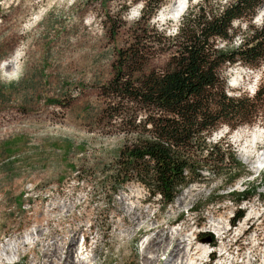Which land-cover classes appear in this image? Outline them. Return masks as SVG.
<instances>
[{
	"label": "rangeland",
	"instance_id": "rangeland-1",
	"mask_svg": "<svg viewBox=\"0 0 264 264\" xmlns=\"http://www.w3.org/2000/svg\"><path fill=\"white\" fill-rule=\"evenodd\" d=\"M173 1L165 0L150 18L158 33L172 34L187 8L200 2L185 0L183 14L161 16ZM141 7L134 0H0V264H43L38 262L43 247L53 239L33 245L40 225L45 234L66 232L63 246L74 237L77 249L81 244L86 248L84 256L90 261L86 264H144L141 254L149 233L137 232L138 227L126 233L117 227L124 214L121 207L129 212L134 205L147 211L153 225L180 229L182 235L193 232L191 248L198 243L206 247L200 264H264L262 200L254 195L237 205L229 195L250 185L264 194V165L255 168L264 155L260 120L232 130L222 125L209 137L211 142L219 140L223 149L224 142L231 146L248 172L228 186L227 175L214 176L205 169V181L188 185L168 203L150 199L136 182L115 192L103 187L102 170L117 155L123 134L106 120L108 114L102 116L108 99L101 86L111 78V63L129 42ZM107 13L115 26L119 17L124 23L112 36L107 28L111 22H104ZM263 17L264 4L251 22L259 25ZM155 39L154 31L147 33L145 46L151 52L143 72L162 69L169 58L168 52L159 53ZM237 42L235 37L233 44ZM262 75L261 70L233 64L224 72L227 92L252 94ZM252 137L255 142L246 158ZM222 166H229L227 159ZM237 209L243 216L232 222ZM217 221L226 225L227 233L220 237ZM77 227L81 230L73 235ZM20 242L29 244L19 246L17 254L7 256L3 251H13ZM222 244L230 254L221 258ZM166 255L160 254L153 264H163ZM76 259L68 254L55 264Z\"/></svg>",
	"mask_w": 264,
	"mask_h": 264
},
{
	"label": "trees",
	"instance_id": "trees-1",
	"mask_svg": "<svg viewBox=\"0 0 264 264\" xmlns=\"http://www.w3.org/2000/svg\"><path fill=\"white\" fill-rule=\"evenodd\" d=\"M134 1L141 2L140 15L129 42L116 52L111 78L101 86L108 99L102 116L108 114L106 120L123 134L117 155L102 170L103 187L115 192L136 182L150 199L168 203L188 185L205 181V169L214 176L227 175L226 185L232 184L248 172L231 146L224 142L223 149L209 137L222 125L231 130L257 120L264 125V17L259 25L251 22L264 0H200L187 8L172 34L158 33L150 23L165 0ZM105 15L104 22H111ZM117 22L107 27L110 36L124 25L120 17ZM152 31L159 53L168 52L169 58L162 69L143 72L151 52L146 37ZM236 63L261 70L252 94L227 92L224 72ZM224 159L228 167L222 166ZM229 195L237 205L257 195L264 207V194L256 185ZM233 216L236 221L243 211L237 209Z\"/></svg>",
	"mask_w": 264,
	"mask_h": 264
},
{
	"label": "bare ground",
	"instance_id": "bare-ground-1",
	"mask_svg": "<svg viewBox=\"0 0 264 264\" xmlns=\"http://www.w3.org/2000/svg\"><path fill=\"white\" fill-rule=\"evenodd\" d=\"M186 8V1L185 0H174L166 9V11L163 13L161 12V16H168V17H178L185 11ZM17 58V55L12 56L10 61L13 63L15 59ZM15 70V69H14ZM233 81V80H232ZM253 136V133H252ZM255 142L254 137L250 140L249 144L246 146L245 155L246 158H248L249 151L248 149L252 145V143ZM264 162V155L258 159V161L255 164L256 171L260 169L261 164ZM185 190V189H184ZM131 199V198H129ZM129 204V203H128ZM131 205V204H130ZM130 211H125L124 207H121V210H123V216L121 217V224L120 222L117 224V227L120 229H123L124 232H130L133 231L135 227H138L139 233H149L148 238L146 239V242L142 249L141 259L144 262V264H153V262L158 258L160 254H165L166 258L163 264H200L203 263L205 254H206V247L202 245L201 243L196 244L193 248L191 237L194 235L193 232L190 234H184L182 235V231L180 229H176V231H170L167 230V227H164L163 225L157 224L153 225L151 222H153V218L147 217V211H144L140 205H134L129 206ZM56 208V207H55ZM252 216V215H251ZM141 220H143L141 222ZM244 218L241 222V225L236 228V230H240L242 228V225L244 223ZM170 222V221H169ZM217 225L215 227V231L220 236L227 233L226 225L222 221H217ZM219 224H221L219 226ZM36 229V236L31 240L33 245L39 244L43 242L46 239H53L52 242H47L42 250L41 259L38 262H43V264H55L56 261L61 260L63 257L67 256L68 254L74 255L78 262H74L73 260L70 261V264H86L90 261H86V258L84 256V253L86 252V248L82 247L80 245V248H76V240L75 238H71V240L63 246L62 240L63 237L66 235V232H58L57 230H52L49 233L45 234L41 231V225L40 227L37 226ZM81 230V227H77L74 229L75 235L77 232ZM191 231V230H190ZM59 233V237H55V233ZM124 234V233H123ZM127 235V234H126ZM184 237H186L184 239ZM254 240V239H253ZM185 241H187V244H185ZM16 241H14L15 243ZM29 242H20V245L17 244L16 248L12 251L9 248H3V251L7 256L13 252L14 254H17L19 246H25L28 245ZM90 252L93 253V256L95 255V251L93 248L90 249ZM153 253L154 255H150ZM228 253V249L222 244L220 246V253L219 257H224V255ZM92 256V257H93ZM233 258V257H232ZM231 263V262H230ZM32 264H36L35 261L32 262ZM221 264H225L222 262Z\"/></svg>",
	"mask_w": 264,
	"mask_h": 264
}]
</instances>
